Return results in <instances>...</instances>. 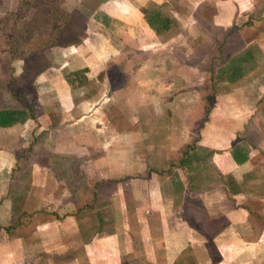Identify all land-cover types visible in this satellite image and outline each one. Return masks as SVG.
Masks as SVG:
<instances>
[{
  "label": "crops",
  "instance_id": "obj_1",
  "mask_svg": "<svg viewBox=\"0 0 264 264\" xmlns=\"http://www.w3.org/2000/svg\"><path fill=\"white\" fill-rule=\"evenodd\" d=\"M116 1L0 127V264H264V0Z\"/></svg>",
  "mask_w": 264,
  "mask_h": 264
},
{
  "label": "rangeland",
  "instance_id": "obj_2",
  "mask_svg": "<svg viewBox=\"0 0 264 264\" xmlns=\"http://www.w3.org/2000/svg\"><path fill=\"white\" fill-rule=\"evenodd\" d=\"M118 3L119 0L112 4L114 7L111 5L112 11L107 10L111 14L106 19L116 22L111 28L112 36L119 34L128 36L126 29L118 26L120 23L118 20L123 18L119 10L114 12L115 7L120 9ZM106 6H108V0H0V108L21 110L33 106L32 114H36L33 92L34 74L37 70H42L55 62V52L61 54L83 38L84 32L86 33V24L89 23L90 26L93 21L102 22L105 19L104 15L106 16L102 10ZM164 6L166 7L167 4L161 5L162 9L148 5L146 10L157 9L160 16L167 19L166 15L173 14L175 7L169 6L165 9ZM121 10L123 12V8ZM198 13L196 17L201 21ZM211 13L212 11L205 10L202 14L205 19H208ZM198 25H201L199 21ZM56 26L58 30L53 31ZM259 26L256 32L261 29L262 24L260 23ZM169 28L173 36L182 31L176 22L173 25L170 20ZM207 31L206 37L210 42L205 47L214 50L213 47H216L215 42L220 37L221 30L207 26ZM191 34L193 37L196 35L194 31H191ZM52 42L53 44L50 45ZM177 47L182 48V44H177ZM125 49L132 54L138 52L134 45H126ZM150 52V49H147L142 50L141 53L148 57ZM124 62L123 70L126 65L132 63V60ZM180 62L182 61L178 60L173 63L179 66ZM197 62L193 60L191 66L197 65ZM166 63L168 61H165V66H167ZM211 76L208 77V88L214 82L213 79L217 80L216 77ZM192 78L197 77L192 76ZM209 92L208 89L206 93Z\"/></svg>",
  "mask_w": 264,
  "mask_h": 264
},
{
  "label": "trees",
  "instance_id": "obj_3",
  "mask_svg": "<svg viewBox=\"0 0 264 264\" xmlns=\"http://www.w3.org/2000/svg\"><path fill=\"white\" fill-rule=\"evenodd\" d=\"M143 18L147 26L154 32L155 35H159L160 32L166 31L167 27L165 26L164 22L166 19H163L159 12L156 10L152 11H143ZM58 27L56 26L53 31H57ZM50 43V45H52ZM77 44V43H76ZM70 45V44H69ZM41 69L37 70L35 74H37ZM34 74V75H35ZM80 73H76L77 75ZM69 82V80H68ZM31 110L28 108H23L21 110H0V127H9L16 123H22L27 116H29V112ZM189 146H185L183 150H188ZM11 228V227H9ZM6 228V231L7 229Z\"/></svg>",
  "mask_w": 264,
  "mask_h": 264
}]
</instances>
